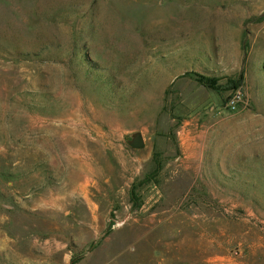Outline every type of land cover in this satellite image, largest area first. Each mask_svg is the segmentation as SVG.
Here are the masks:
<instances>
[{"label":"rangeland","instance_id":"rangeland-1","mask_svg":"<svg viewBox=\"0 0 264 264\" xmlns=\"http://www.w3.org/2000/svg\"><path fill=\"white\" fill-rule=\"evenodd\" d=\"M0 264H264V0H0Z\"/></svg>","mask_w":264,"mask_h":264},{"label":"built area","instance_id":"built-area-1","mask_svg":"<svg viewBox=\"0 0 264 264\" xmlns=\"http://www.w3.org/2000/svg\"><path fill=\"white\" fill-rule=\"evenodd\" d=\"M241 99H242V94H241V92L239 90L237 92V94L231 99V101L229 103V107L232 110H236Z\"/></svg>","mask_w":264,"mask_h":264},{"label":"water","instance_id":"water-1","mask_svg":"<svg viewBox=\"0 0 264 264\" xmlns=\"http://www.w3.org/2000/svg\"><path fill=\"white\" fill-rule=\"evenodd\" d=\"M132 145L135 147V148H143L145 146V141H144V138L141 134L137 135L133 142H132Z\"/></svg>","mask_w":264,"mask_h":264},{"label":"trees","instance_id":"trees-1","mask_svg":"<svg viewBox=\"0 0 264 264\" xmlns=\"http://www.w3.org/2000/svg\"><path fill=\"white\" fill-rule=\"evenodd\" d=\"M209 82H210V85L213 86L212 84H213L214 81H209Z\"/></svg>","mask_w":264,"mask_h":264}]
</instances>
